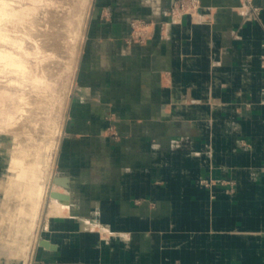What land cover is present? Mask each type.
<instances>
[{"label": "crops", "instance_id": "1", "mask_svg": "<svg viewBox=\"0 0 264 264\" xmlns=\"http://www.w3.org/2000/svg\"><path fill=\"white\" fill-rule=\"evenodd\" d=\"M178 1L97 0L53 170L71 204L51 214L48 200L32 264H264L263 97L251 113L234 107L254 147L232 162L219 87L222 45L250 7L203 0L209 21L197 22L172 16ZM133 18L154 28L145 44L126 42ZM237 44L232 85L257 87L264 49Z\"/></svg>", "mask_w": 264, "mask_h": 264}, {"label": "rangeland", "instance_id": "2", "mask_svg": "<svg viewBox=\"0 0 264 264\" xmlns=\"http://www.w3.org/2000/svg\"><path fill=\"white\" fill-rule=\"evenodd\" d=\"M10 1L14 2L18 8L21 7L20 4L27 6L32 3L31 0H21L22 2L19 0ZM96 2L97 0H38L37 4H35L37 10L33 13L34 15L28 16V19H23V22L19 21L20 23L18 22L17 25L8 22L6 23L7 25L1 26L4 33L9 34L13 39L22 41L23 46L34 53L30 57L32 68L35 69L34 73L38 76L44 75L50 87L48 88L46 85L39 86L36 82L30 81L26 85L24 83L26 88L24 85L22 86L25 88V92L22 87V89H16L17 93L23 94L22 96L25 97L20 102L23 109L17 114L18 122L9 127L5 132L8 140H12L14 144L9 143V147H7V144L4 143L5 140L0 143V160L7 158V155H10L9 153L15 152L22 155L25 151H30L35 153L34 157L36 160L38 157H43L44 154L50 155L49 172L51 173L48 174V177L49 175L51 177L47 181V192H45L44 201L39 210V217L35 225L37 227L26 232L23 238L20 239L21 243L18 241L15 247L4 239L6 232H3V234L2 229L0 230V264L12 263L10 261L13 254L20 250L22 251V239L25 243L29 244L30 248L24 249L22 252L23 257L18 264H32V243L36 242V238H39L38 234L42 235L44 230L42 222L48 200L51 197V192L56 191L54 189L53 170L56 165L64 126L68 120L71 99L76 89L88 31L91 23L94 22L93 12ZM198 4L203 6V0H179L178 5L174 7L173 11L171 10V13L174 16H181L180 14L186 15L192 13L193 9L195 11ZM242 4H248L250 8L247 13L240 16L238 21L231 22L230 35L227 39L228 43L224 46L222 45L223 51L225 50V53L227 52L229 55L228 65L230 69L227 71V80L219 86L221 90L223 89L222 93H224L225 103L222 105V110L228 115V119L223 126L229 131L231 136L229 155L232 162H235L234 160L249 159L253 153L252 147H254V142L251 140L252 137L249 136L250 132H248V129L245 128L241 133L235 131V122L238 119L234 115L236 112L234 107L240 105L248 113H251L254 109V101L257 100L255 98L256 94L260 98L263 97L262 102H264V53L253 58L255 70L251 74L255 77L253 81L256 82L257 87L248 85L236 90L232 85L237 71L236 62L234 61L235 49L238 47L237 43L247 42L250 45L258 43L264 49V19L262 18L264 3L255 4L254 0H242ZM256 23L260 30L259 34L247 36L241 34L245 27L251 29ZM153 29L150 22L141 18H133L131 20V36L127 38L126 42L128 44H145L150 37L148 33L153 31ZM5 46L9 49H14L8 42ZM240 46L242 47V44ZM1 78L0 89L2 87L6 88V78L4 79L3 75ZM208 78V81L211 82V78ZM16 90L13 89L12 91ZM240 92L242 98L238 99L237 96ZM4 97L0 96L1 99ZM242 120L248 122L252 118L248 114L247 116H243ZM245 127L249 128V125L247 124ZM30 137L32 138L31 149L28 147ZM26 161H30V157ZM24 167L25 164L24 166L22 165V168ZM232 168H234L233 165ZM262 231L264 233V230ZM247 235L249 236V234Z\"/></svg>", "mask_w": 264, "mask_h": 264}, {"label": "bare ground", "instance_id": "3", "mask_svg": "<svg viewBox=\"0 0 264 264\" xmlns=\"http://www.w3.org/2000/svg\"><path fill=\"white\" fill-rule=\"evenodd\" d=\"M19 1L22 2L21 0ZM31 2L33 5L32 3L27 6L20 4L21 7L18 8V6L16 7L14 2L10 0H0V78L3 75L7 83L5 86L6 88L2 87V89H0V96L7 97L6 99L5 97L3 99H1L2 97L0 98V141L2 140L0 143L5 140L4 143L7 144V147H9V143L14 144V142L10 139L8 140L5 132L9 127H12L18 122L17 114L23 109L20 102L25 99V97L22 96L23 94L17 93L18 91L16 89H20L24 83L26 85V83L30 81L36 82L39 86L46 85L48 88L50 87L44 75L38 76L34 73L35 69L32 68L30 60V57L33 56L34 53L24 47L22 41L11 38L10 35L4 33L1 28V26L7 25L6 23L8 22L17 25L19 21L23 22V19H28V16L32 15L37 10L35 4H37L38 0H31ZM180 15L181 16H172H174L175 19L181 20L185 14ZM189 15L194 19L196 18L195 21L197 22L209 21L206 15L201 13V6L199 4L196 5V10L194 11L193 9V12L189 13ZM7 42L13 46V50L5 46ZM38 49L40 48L38 47ZM25 88H23V91ZM13 89L16 91H12ZM29 140L28 147L31 149L32 138L30 137ZM25 153L22 155L17 152L9 153L10 155H7V158L0 160V230L2 229V233L6 232L4 239L10 242L11 245H14V247L17 245L18 241L21 243L20 239L23 238L26 232L37 227L35 225L37 224L39 210L44 201L45 192H47V181L49 177H51L50 175L48 177V174L51 173L49 172L50 155L44 154L43 157H38L36 160L34 157L35 153L30 151H25ZM28 157H30V161L25 162ZM24 164L25 167L22 168ZM57 177H54L55 185L64 188L69 187L58 184L55 180ZM55 193L68 195L58 190L51 192V197L53 198V202L50 204L52 205L51 214H57L60 210L62 211L63 208L71 204L69 195L67 198H59L54 196ZM52 223L54 222L52 221ZM28 247L29 244L27 242L25 243L22 239V251L15 252L10 263L18 264L23 257L22 252Z\"/></svg>", "mask_w": 264, "mask_h": 264}, {"label": "water", "instance_id": "4", "mask_svg": "<svg viewBox=\"0 0 264 264\" xmlns=\"http://www.w3.org/2000/svg\"><path fill=\"white\" fill-rule=\"evenodd\" d=\"M55 180L58 184L68 186V181L65 178L57 177ZM54 196L59 197V198H67L68 197V195L61 194V193H55Z\"/></svg>", "mask_w": 264, "mask_h": 264}]
</instances>
